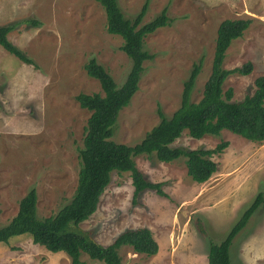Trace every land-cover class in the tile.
Segmentation results:
<instances>
[{"label":"rangeland","instance_id":"374dc122","mask_svg":"<svg viewBox=\"0 0 264 264\" xmlns=\"http://www.w3.org/2000/svg\"><path fill=\"white\" fill-rule=\"evenodd\" d=\"M147 1L142 22L165 7L169 22L144 37L153 57L127 106L119 112L115 142L133 145L180 105L183 82L202 58L191 100L198 101L210 74L216 31L226 19L249 18L243 34L226 49L223 66L252 63L248 74H230L222 88L241 100L264 75V0H118L133 18ZM36 19L38 25L27 23ZM13 23L8 39L33 63L0 46V227L17 212L31 186L37 191L39 217L55 213L72 196L79 169L78 149L90 112L75 98L101 93L84 63L95 57L121 85L130 59L122 38L108 33L103 7L96 0H0V25ZM228 145L213 159L217 171L198 183L186 172L184 158L163 162L138 154L134 161L147 179L164 182L167 197L154 190L133 196L129 172L112 171L98 206L79 226L101 244L122 231L148 227L158 250L148 256L130 246L119 249L124 264H208V242L219 243L258 192L262 201L230 244L231 264H264V141L254 142L227 129L199 139L184 130L170 146L212 148ZM82 264H103L82 254ZM65 252L34 244L28 233L0 241V264H69Z\"/></svg>","mask_w":264,"mask_h":264},{"label":"trees","instance_id":"16d2710c","mask_svg":"<svg viewBox=\"0 0 264 264\" xmlns=\"http://www.w3.org/2000/svg\"><path fill=\"white\" fill-rule=\"evenodd\" d=\"M103 7L108 33L122 38L121 50L130 59L129 71L118 85L110 72L97 61L89 57L84 63L86 73L95 78L101 93L79 92L75 98L81 108L90 114L84 129L82 146L78 149L79 169L77 183L71 198L59 209L48 216L37 214V191L31 186L19 200L16 214L0 227V241H7L13 235L28 233L34 244L47 250L65 252L69 264H82V254L103 264H124L119 254L122 246H130L136 253L148 256L158 250V243L151 230L146 227L130 228L119 233L109 244L97 242L79 224L96 210L100 196L110 182L112 171L129 172L133 185V196H139L144 190H154L158 195L167 197L162 181H151L138 169L134 156L145 154L163 162L184 158L186 172L192 180L202 183L217 171V162L213 155L219 154L228 141L221 140L212 148H183L170 146L186 130L188 135L199 139L204 135H218L227 129L254 142L264 141V75L254 79V90L241 100L233 99V89L222 88L225 79L234 73L248 74L252 63L246 61L240 66H223L226 49L232 40L240 37L250 24L249 18H226L216 31L215 47L208 75L198 101L191 100L195 78L201 70L202 58L194 63L187 79L183 82L180 105L168 117L158 108L159 121L149 129L143 138L133 145L115 142L114 134L117 118L122 108L127 106L138 89V83L144 71L143 62L153 57L143 47L144 37L165 26L169 22L164 7L153 19L142 22L147 1L133 17H126L118 0H96ZM27 23L38 25L36 19ZM13 23L0 25V46L14 54L21 61L32 64L33 61L9 39L8 32ZM262 201L258 192L253 202L241 213L230 230L219 243L208 242V264H231L230 244L234 236L246 225L253 211Z\"/></svg>","mask_w":264,"mask_h":264}]
</instances>
